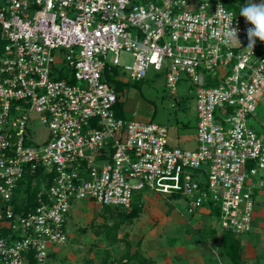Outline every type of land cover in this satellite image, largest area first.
Instances as JSON below:
<instances>
[{"label": "built area", "instance_id": "2783aa9c", "mask_svg": "<svg viewBox=\"0 0 264 264\" xmlns=\"http://www.w3.org/2000/svg\"><path fill=\"white\" fill-rule=\"evenodd\" d=\"M225 1L0 0V264H48L75 201L127 209L144 188L179 193L190 214L216 208L223 230H251L264 191V42L246 50L247 0ZM229 15L240 48L223 42ZM150 67L167 71L172 93L181 73L194 85L196 148L116 115L106 73L140 80ZM32 111L48 130L41 143ZM36 171L37 204L18 212L17 188Z\"/></svg>", "mask_w": 264, "mask_h": 264}, {"label": "rangeland", "instance_id": "374dc122", "mask_svg": "<svg viewBox=\"0 0 264 264\" xmlns=\"http://www.w3.org/2000/svg\"><path fill=\"white\" fill-rule=\"evenodd\" d=\"M121 59L123 64L131 62V58L127 54H121ZM166 72L165 69L156 71L150 67L144 78L131 80L126 72L122 73L116 69L115 75L128 78L124 82L122 92L123 114L127 118L142 121L151 120L166 125L171 147L196 148L195 87L191 80L181 73L176 91L172 93L166 85ZM257 115L263 118L264 108H259ZM28 117L29 131L36 141L41 143L47 138L48 130L40 123L38 115L34 111L30 112ZM42 145L40 144V146ZM133 195L140 196L143 205L142 212L131 222H119L115 236L112 234L107 236L106 230L118 222V217L105 212L102 205L91 200L75 201L66 220L67 241L63 245L56 246L55 257L48 264L55 262L87 264V261H90L88 264H99L105 254L111 257L119 256L127 249L130 252L138 249L144 255L147 253V250H144L147 247L156 251L164 250L167 254H176L178 250L180 251L181 247L185 246V237L178 234L176 223H185V218H189V215L185 213V199L181 196L169 197L149 188L136 191ZM254 201L251 230L236 235L241 241L247 238L251 241L252 250L258 255L261 264H264V260L261 259L264 257L263 190L255 192ZM180 211H183L184 216L180 215ZM115 213L112 212V214ZM205 219L213 228L220 229L218 215L211 213ZM176 220L178 221L175 223ZM197 237L199 236L197 235ZM197 245L210 255L207 263L219 264L218 257L213 255V250L209 249L203 241ZM155 254L160 256L155 264H163L164 253ZM184 263L190 264L191 262L185 261ZM133 264L138 263L134 262ZM144 264L150 263L144 262ZM165 264H180V262L174 257L170 263Z\"/></svg>", "mask_w": 264, "mask_h": 264}, {"label": "trees", "instance_id": "16d2710c", "mask_svg": "<svg viewBox=\"0 0 264 264\" xmlns=\"http://www.w3.org/2000/svg\"><path fill=\"white\" fill-rule=\"evenodd\" d=\"M225 6L227 8H231L236 10V7L231 3V1L226 0ZM106 76L108 77V83L112 86H114L116 92H117V103L115 106V112L117 116L124 117L123 110H122V92L124 88V82L121 80H116L112 76V73L108 72L106 73ZM39 171V170H38ZM39 172L30 173L26 172L24 175V179L19 184L17 191L20 192V197L15 200V207L18 212L28 210L30 206H33L37 204V193L42 188L43 184L41 183L39 179ZM169 197H180L179 193H173ZM105 212L111 213V215H114L115 217H118V222H115L111 228L107 229V236L110 234L115 236V231L118 229V223L119 222H131L136 217L139 216L141 213L143 206L140 201L139 195H133L131 199V205L128 210H121L119 206H107L102 205ZM116 212L115 214H112V212ZM210 212L212 214L218 215V210L214 207L210 208ZM111 229H114L111 231ZM223 249L226 252L227 255L232 259L234 263H237L240 258L241 254V247H240V240L237 238V235L232 233L228 230H223ZM53 257L54 254H51ZM90 261H87L88 264ZM144 264V262L150 263V259L144 257L138 249H135L133 252H130L128 249L119 256H110L108 254H105L99 264ZM60 264V263H59Z\"/></svg>", "mask_w": 264, "mask_h": 264}, {"label": "crops", "instance_id": "0c3cea01", "mask_svg": "<svg viewBox=\"0 0 264 264\" xmlns=\"http://www.w3.org/2000/svg\"><path fill=\"white\" fill-rule=\"evenodd\" d=\"M185 213L189 215V218H185V223L180 224L177 222L178 220L175 221V223L177 222L176 227L178 234L185 237V246L181 247V250H178L176 254H167L164 250L156 251L148 249L147 247L144 249L147 250V253L144 254L145 256L142 255L144 257L147 256L146 258L150 259V264H155L160 257L155 253H164L165 260L163 264L170 263V260L174 257L180 262V264H185V261L191 262L190 264H210L207 263L210 255L197 245V243L201 241H203L209 249L213 250V255L218 257L219 264H261L258 255L252 250L251 241L248 238L241 241L238 236L237 238L240 240L241 254L237 263L232 261L223 249V229L221 227L220 229L213 228L205 219L207 216L211 215L210 208L201 207L192 214L186 212L185 209ZM180 215L184 216L183 211H180ZM197 235L199 237H197ZM261 259L264 260V257H261Z\"/></svg>", "mask_w": 264, "mask_h": 264}, {"label": "clouds", "instance_id": "9594fccd", "mask_svg": "<svg viewBox=\"0 0 264 264\" xmlns=\"http://www.w3.org/2000/svg\"><path fill=\"white\" fill-rule=\"evenodd\" d=\"M239 14L245 20V22L251 27L246 30L247 35V48L251 54L253 52V48L256 44V41L264 42V0H260L259 3L253 2V0H247L245 5L239 9ZM226 19L229 20L228 31L225 34L226 40L223 42L234 44L235 46H241V42L238 39V28L233 27L229 29V25L232 23L231 16H226Z\"/></svg>", "mask_w": 264, "mask_h": 264}]
</instances>
